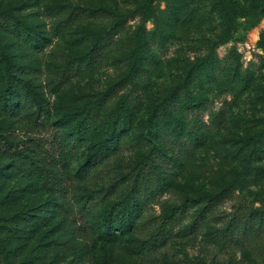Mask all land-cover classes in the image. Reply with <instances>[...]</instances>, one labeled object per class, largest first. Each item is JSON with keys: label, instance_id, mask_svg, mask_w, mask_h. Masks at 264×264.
I'll list each match as a JSON object with an SVG mask.
<instances>
[{"label": "rangeland", "instance_id": "rangeland-1", "mask_svg": "<svg viewBox=\"0 0 264 264\" xmlns=\"http://www.w3.org/2000/svg\"><path fill=\"white\" fill-rule=\"evenodd\" d=\"M0 12L11 14L13 23L21 25V31L0 32V136L20 147L28 141L37 143L48 153L57 151V139L72 138L65 176L53 169L55 187L38 186L17 175L13 159L0 154V201L17 198L9 215H31L28 224L18 226L20 244L38 248L51 242L55 251L42 264H264V222L257 227L258 237L238 245L214 236L239 206L264 211V0H0ZM76 12L78 18H71ZM118 20L124 21V28L104 56L56 90L53 80L63 66L87 53L94 39ZM61 21L65 23L56 35ZM26 28L32 31V40ZM138 48L145 53L146 68L132 73ZM5 54L13 55L12 63L19 67L35 69L26 78L44 90L49 119L38 118L32 96L22 107L17 99L12 104L4 99L5 88L16 75L8 69ZM189 74L198 81L190 83ZM115 84L119 93L102 111L101 121L123 98L133 102L139 96L143 104L115 154L97 160L85 174L82 168L95 151L93 142L80 137L76 121L66 115ZM178 84L185 86L181 103L189 109L181 122H150L152 107ZM189 96L199 108L187 103ZM197 111L210 130L191 155L179 160L177 143L186 139L185 128L193 124ZM151 147L160 155L151 161L167 171L168 190L158 189L136 213L139 223L152 219L143 233L126 228L110 240L99 215L128 190L123 175L141 165ZM248 168L261 171L260 180H241L232 196L196 230L190 231L189 225L201 209L197 206L166 245L146 254L132 251L137 237L157 232L153 224L158 218L185 199L201 204ZM39 215L46 226L37 221ZM64 239L69 246L61 245Z\"/></svg>", "mask_w": 264, "mask_h": 264}, {"label": "trees", "instance_id": "trees-1", "mask_svg": "<svg viewBox=\"0 0 264 264\" xmlns=\"http://www.w3.org/2000/svg\"><path fill=\"white\" fill-rule=\"evenodd\" d=\"M49 9L50 11L54 10L53 6L49 7ZM97 11L106 10L99 9ZM79 14V12H76L70 17L77 19ZM13 20L11 14L0 12V32L21 31L20 23L18 21L13 23ZM63 23L65 21L57 24L56 35L60 33ZM124 24L123 20L116 21L107 31L94 39L92 47L87 53L69 60L57 74V79L53 80L54 88L58 90L72 78L84 72L89 65L101 59L108 47L115 42L118 33L123 30ZM26 31L28 40H32V31L27 28ZM3 57L6 62H9L8 69L16 73L3 92L4 99L8 104H12L17 99L19 107H22V104L29 101V97L32 96L39 107L38 118L43 116V118L49 119L51 109L44 90H41L39 85H31L26 78V76L33 74L35 69L25 66L19 67L16 63H12L13 55L5 54ZM144 58H146L144 51L138 48V55L135 56L131 68L132 73L135 70H137V73H141L139 71L145 72ZM130 77L129 75L124 80L129 81ZM189 79L190 83L198 81L196 75L193 74H189ZM116 86V84L111 86L107 92L89 101L76 113L66 115V118L76 121V133L80 137L88 138L93 142L95 151L82 168L85 174L90 173L94 169L95 163L98 162L97 160H103L115 154L114 152L120 147L125 134L132 128L134 113L143 104L142 100L138 98L139 96L133 102L123 98L115 105L110 116L105 121H101L102 111L109 101L116 98L119 93V89ZM185 95L184 84L176 85L161 103L152 107L148 120L150 122L156 121L170 124L181 122L182 114L189 110L185 104L181 103V98ZM187 103H190L194 109L199 108L198 101L191 96L187 98ZM196 115V118L193 119V124L185 128L184 135L186 139L177 143L179 160L191 155L195 148L205 140L210 130L209 125L199 117L198 111ZM36 123L37 121L33 125ZM71 139L70 136H65L63 141L57 139V147L54 149L57 151L48 153L47 149L39 150V144L37 143L28 141L23 144V147H20L19 144H14V141L9 137L0 136V154L13 159L12 168L17 175L34 180L38 186L55 187L57 181L55 180L56 173L53 169H57L60 176H65L64 162L71 155ZM151 157H160L159 153H153V147L144 156L141 165H137V167L123 175L122 180L127 184L128 190L122 192L118 200L99 215L100 222L106 227V235L110 240H116L117 232H122L126 228L134 229L137 232L140 230L139 232L143 233L152 219L139 223L137 220H139L140 216L136 213H141L150 197L158 194V189L168 190L166 189V187L168 188V183L165 181L167 171H163L160 167L162 166L161 163L155 162L153 159L151 161ZM261 177V171L248 168L238 173L223 188L203 198L199 205H197L195 199H185L181 204L175 206L168 215L158 218V222L153 224L158 228L154 235L145 239L137 237L134 240L132 251L137 254H146L166 245L176 234V226L187 217L192 208L197 206L201 207V209L189 225L190 231L196 230L210 212H213L226 199L232 196L241 180L257 182ZM17 203V198L15 201L14 198L11 199L9 197L0 201V264H42L50 256V252L55 251L54 246L51 245V242L38 248L27 247L25 244L19 243L22 236L18 226L28 224L31 220V215L24 212H13L9 215L13 207L17 206ZM37 221L40 222L42 227L46 226L44 216L39 215ZM263 222L264 211L259 213L249 211L247 207L239 206L226 226L215 231L214 236L217 240L224 243L238 245L249 237H258L259 230L257 227L262 226ZM61 245L64 247L69 246L65 239L61 242Z\"/></svg>", "mask_w": 264, "mask_h": 264}]
</instances>
